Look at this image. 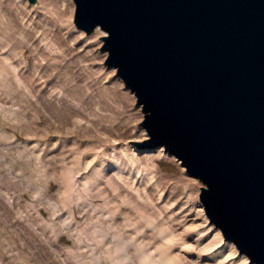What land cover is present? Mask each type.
Segmentation results:
<instances>
[{"label":"rangeland","instance_id":"1","mask_svg":"<svg viewBox=\"0 0 264 264\" xmlns=\"http://www.w3.org/2000/svg\"><path fill=\"white\" fill-rule=\"evenodd\" d=\"M74 13L0 0V264H252Z\"/></svg>","mask_w":264,"mask_h":264},{"label":"water","instance_id":"2","mask_svg":"<svg viewBox=\"0 0 264 264\" xmlns=\"http://www.w3.org/2000/svg\"><path fill=\"white\" fill-rule=\"evenodd\" d=\"M73 1L141 105L132 143L176 155L210 222L264 264V0Z\"/></svg>","mask_w":264,"mask_h":264}]
</instances>
